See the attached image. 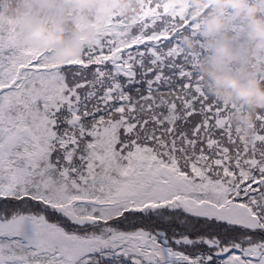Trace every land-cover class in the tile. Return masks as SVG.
<instances>
[{
  "label": "snow or ice",
  "instance_id": "obj_1",
  "mask_svg": "<svg viewBox=\"0 0 264 264\" xmlns=\"http://www.w3.org/2000/svg\"><path fill=\"white\" fill-rule=\"evenodd\" d=\"M188 11L149 0L64 63L0 14V264H264V112L252 144Z\"/></svg>",
  "mask_w": 264,
  "mask_h": 264
},
{
  "label": "trees",
  "instance_id": "obj_2",
  "mask_svg": "<svg viewBox=\"0 0 264 264\" xmlns=\"http://www.w3.org/2000/svg\"><path fill=\"white\" fill-rule=\"evenodd\" d=\"M168 2L173 4V0ZM72 3L73 0H0V14L11 21L18 29L21 43L28 46L32 41H26L27 31L8 9L14 7L23 13L24 18L29 10L28 17L34 16L40 21L41 27L64 38L61 44L46 49L52 54L54 62L64 63L79 57L87 43L95 40L114 16H119L129 31L137 30L144 10L149 6V0H80L82 10L72 12ZM180 4L188 7L189 22L192 24L197 25L202 19L215 15L221 23V30L214 35L211 43L201 44L203 41L199 38L192 40L194 35L191 32H184L181 44L183 48L184 44H195L188 45L184 49L186 52L197 49L199 54L202 48L205 50L196 70L202 75L209 95L225 105L235 106V111L230 113L232 125L246 140L255 144L261 127L258 116L264 112V108L255 109L247 101L229 95L232 89L222 85L220 81L222 78L233 83L239 80L243 85L257 81L264 85V39L254 37L248 12L240 11L239 5H230L226 0H180ZM252 7L258 8L260 16L264 18V0H249L247 8ZM243 14L245 16L241 18L240 24L234 23ZM167 27L173 28L174 22L168 21ZM221 32L224 33L219 35ZM221 48L230 50V55L221 56ZM64 50H70L73 55L61 60Z\"/></svg>",
  "mask_w": 264,
  "mask_h": 264
},
{
  "label": "clouds",
  "instance_id": "obj_3",
  "mask_svg": "<svg viewBox=\"0 0 264 264\" xmlns=\"http://www.w3.org/2000/svg\"><path fill=\"white\" fill-rule=\"evenodd\" d=\"M230 5H239L240 11L247 10L248 18L252 21V28L254 31V37L258 39H264V18L260 16V10L256 7L250 9L247 8L249 0H226ZM9 13L17 19V21L23 24L24 29L27 31L26 41L38 40L48 47H56L61 44L64 40L63 37L51 33L48 29L38 26L33 20H28L24 18L21 11H17L14 7H9ZM212 31L216 30V26L211 27ZM221 56L226 57L230 55V50L221 48L219 50ZM73 53L70 50H64L61 53V60L66 59ZM221 84L229 87L232 91L229 95L241 101H247L255 109L264 108V85L257 81H252L248 85H243L239 80L231 81L226 79H221Z\"/></svg>",
  "mask_w": 264,
  "mask_h": 264
},
{
  "label": "rangeland",
  "instance_id": "obj_4",
  "mask_svg": "<svg viewBox=\"0 0 264 264\" xmlns=\"http://www.w3.org/2000/svg\"><path fill=\"white\" fill-rule=\"evenodd\" d=\"M74 3H72L71 5V9L72 12H74L75 10H82L81 4H80V0H73ZM173 4L179 5L180 4V0H173ZM29 10L27 11L26 14V18L28 20H33L38 26H41L40 21L35 19L34 16H29ZM245 16L244 14L241 15L239 18H236V20L234 21V23L236 24H240L241 22V18ZM197 25L199 26L197 29L196 34L192 37V40H196V39H200L201 44H206V43H211L212 41H214V35L220 31L221 29H219V27L221 26V23L217 20V16H213L211 18L208 19H202V21L197 22ZM215 25L216 26V30L212 31L210 30L211 27ZM246 25V24H245ZM244 28V27H243ZM224 32H221L219 35H222ZM18 35V34H17ZM19 37V36H18ZM20 39V38H19ZM189 39V38H186ZM21 42V41H20ZM188 45H195L194 43H190V44H184V49L188 46ZM28 46H33V47H37V48H42V49H47L48 46L44 45L43 43H41L38 40H33L30 44H28ZM189 53H197V49H194L192 52ZM253 79H255V76H252Z\"/></svg>",
  "mask_w": 264,
  "mask_h": 264
}]
</instances>
